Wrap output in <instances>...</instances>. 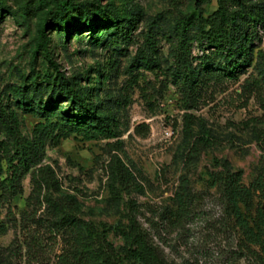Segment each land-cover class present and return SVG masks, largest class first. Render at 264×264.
Returning <instances> with one entry per match:
<instances>
[{
	"label": "rangeland",
	"instance_id": "1",
	"mask_svg": "<svg viewBox=\"0 0 264 264\" xmlns=\"http://www.w3.org/2000/svg\"><path fill=\"white\" fill-rule=\"evenodd\" d=\"M5 1L0 14V90L49 79H56L57 86L58 70L79 92H87V102L96 106L97 117L111 125L113 134L53 129L50 125L71 99H57L56 88L30 93L34 110H15L25 138L32 139L39 125L52 132L45 138L40 167L53 171L57 185L43 194L53 200L74 198L77 217L105 231L118 254L123 247L118 229L133 216L169 264H252L255 249L235 228L219 191L210 187L209 174L219 172L216 164L226 160L249 186L264 169V28L258 29L253 44L252 64L235 77L205 78L196 108L186 111L182 83L175 75L173 30L186 17L210 15L217 0H73L77 11L47 31L53 64L36 47L52 0ZM85 7L96 20L92 25L81 12ZM133 14L138 21L133 27L124 21L123 33L130 37L121 39L120 20L137 18ZM210 54L193 43L194 65L209 64ZM47 106L55 111L50 120L42 114ZM185 114L193 118L188 135ZM199 136L212 145L189 160L187 151ZM0 142H10L2 129ZM120 165L132 174V184L116 179ZM183 178L193 200L189 217L180 224H164L162 217L175 210L172 198ZM21 184L23 193L10 208L0 209V264L52 261L63 251V238L50 237L43 227L49 218L47 205L29 200L30 173Z\"/></svg>",
	"mask_w": 264,
	"mask_h": 264
},
{
	"label": "trees",
	"instance_id": "2",
	"mask_svg": "<svg viewBox=\"0 0 264 264\" xmlns=\"http://www.w3.org/2000/svg\"><path fill=\"white\" fill-rule=\"evenodd\" d=\"M5 7L6 1L0 0V14ZM25 9L28 10L27 7ZM74 10L77 11V8L73 0H52V8L46 13L44 25L39 29L36 47L44 51L51 64L53 61L47 31L50 27H58L59 19ZM81 10L92 25L96 21L94 16H90L86 7ZM133 16L137 18L120 20L121 39H129V33H123L126 23L124 21H129L133 27L138 21V15ZM260 27L264 28V0H217L216 9L207 17H186L177 21L173 30L175 75L182 83L186 111L196 108L199 101L198 90L205 78L210 80L224 76L235 77L243 71L242 68L252 64L253 44L258 38ZM119 28L113 32L116 33ZM104 39H99V43H104ZM194 42H198L203 49L211 50V64L202 63L201 67L194 65ZM148 60L153 61V58ZM156 60L154 44V67L157 66ZM57 73V86L54 84L56 79H49L28 87L7 86L0 90V129L10 140L7 143L0 142V209L10 208L12 200L23 193L22 179L30 173L32 191L29 200H34L39 207L47 205L49 218H44L46 225L43 227L48 230L50 237H62L64 241L62 253L54 260L39 262L28 259L26 264H169L163 252L153 244L135 217L130 216L127 226L118 229L123 241L121 256L108 241L105 231L77 217L78 204L74 198L67 201L53 200L49 194H43V190L56 189L57 185L53 171L49 167H40L45 138L52 132L39 125L32 139L25 138L21 133L19 117L15 110H34L30 103V93L37 94L49 89L54 92L56 88L59 89L57 99H71L70 107L56 115V122L50 125L53 129L63 127L70 132L92 131L107 137L113 135L110 132L111 125L99 119L96 106L87 102V92H79L76 83L68 80L58 70ZM41 109L47 120L55 114L52 106ZM192 119L190 114H185L187 135L191 133ZM211 145V140L204 136L196 137L187 151L186 158H195ZM215 167L221 170L209 174L210 187L219 191L225 211L233 220L235 228L247 246L255 249L251 250L254 255L252 264H264V169L247 186L242 182L243 173L234 171L228 161H220ZM115 177L126 185L132 184L133 176L124 165L118 167ZM112 193L117 194L115 190ZM192 201L188 181L183 178L172 198L175 210L168 217H162L163 223H182L189 217ZM33 223L39 224L36 219H33Z\"/></svg>",
	"mask_w": 264,
	"mask_h": 264
}]
</instances>
